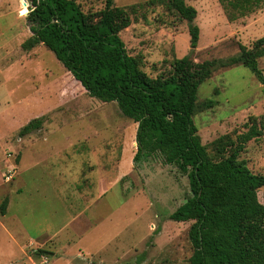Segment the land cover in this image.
I'll return each instance as SVG.
<instances>
[{
	"label": "rangeland",
	"instance_id": "rangeland-1",
	"mask_svg": "<svg viewBox=\"0 0 264 264\" xmlns=\"http://www.w3.org/2000/svg\"><path fill=\"white\" fill-rule=\"evenodd\" d=\"M74 1L84 12L104 4ZM113 2L133 12L119 36L152 78L168 75L177 58H233L239 45L250 48L264 35V0H184L197 12L195 47L187 23L158 0ZM27 7L23 16L18 0H0V205L7 199L0 264H52L32 249L60 254L56 264H189L192 222L169 218L190 196L186 175L160 157L133 164L136 124L114 102L90 97L45 46L22 49L31 35ZM258 68L264 77V56ZM196 102L197 135L216 158L215 141L235 140L245 123L257 124L264 115V84L241 64L218 63ZM33 119L39 128L20 136ZM240 159L264 174V131ZM257 197L264 206V188ZM14 216L37 244L23 246ZM84 248L101 251L86 254Z\"/></svg>",
	"mask_w": 264,
	"mask_h": 264
},
{
	"label": "trees",
	"instance_id": "trees-1",
	"mask_svg": "<svg viewBox=\"0 0 264 264\" xmlns=\"http://www.w3.org/2000/svg\"><path fill=\"white\" fill-rule=\"evenodd\" d=\"M18 1L24 16L26 3ZM158 2L187 23L190 46L195 47L199 37L193 24L195 8L184 0ZM30 6L31 35L22 49L45 46L90 97L114 102L136 124L133 164L160 157L165 165H174L186 175L190 196L169 218L192 222L189 264H264V206L257 197L264 188V174L251 171L240 159L245 145L262 136L264 115L257 124L245 123V132L235 140L220 137L215 141L216 158L201 144L192 120L197 90L218 63L220 68L241 64L264 84L258 68L264 56V35L250 48L239 45L233 58L201 62L177 58L168 75L152 78L128 54L119 36L132 23L133 12L128 8L116 6L113 0H104L103 7L94 12H84L74 0H30ZM38 128L39 120L33 119L19 135ZM6 204L4 199L1 215ZM49 254L36 250L37 256Z\"/></svg>",
	"mask_w": 264,
	"mask_h": 264
},
{
	"label": "crops",
	"instance_id": "crops-1",
	"mask_svg": "<svg viewBox=\"0 0 264 264\" xmlns=\"http://www.w3.org/2000/svg\"><path fill=\"white\" fill-rule=\"evenodd\" d=\"M21 192H22V190H21ZM20 192V193H21ZM9 206V205H8ZM8 209V208H7ZM6 215H7V212L4 214V218L6 217ZM13 218V220L16 222V225H17V227H18V231H19V234L20 235H22V241L24 242V244H23V246H25V247H28V246H32V245H34V244H37V240H35L34 241V238H33V236L30 234V232L28 233H26V230H25V228H23V226H22V223H21V220L18 218V216L17 217H12ZM6 230L8 231V234H10L11 235V237L12 238H14V236L11 234L12 232L10 231V229H7L6 228ZM28 231V230H27ZM46 238H54V237H56V236H48V235H46L45 236ZM15 239V238H14ZM37 239H40V237H38ZM20 247H21V245H20ZM68 246H66V248H67ZM21 249H22V247H21ZM70 250V248H67V251H69ZM82 250H85V252H86V254H92V253H98V252H100L101 251V249L99 250V251H95V252H91V251H87V249L86 248H84V249H82ZM32 254H33V256H37L36 255V250L35 249H32ZM50 254L49 255H51V257H46V258H44V259H48V258H50V259H48L47 260V263H52V264H56L59 260H61V258H59L58 256L60 255V254H58V255H56V253H53V252H50V251H48ZM81 253V252H80ZM83 254L85 255V253L83 252ZM28 259L30 260V261H32V258H31V256L30 255H28Z\"/></svg>",
	"mask_w": 264,
	"mask_h": 264
},
{
	"label": "water",
	"instance_id": "water-1",
	"mask_svg": "<svg viewBox=\"0 0 264 264\" xmlns=\"http://www.w3.org/2000/svg\"><path fill=\"white\" fill-rule=\"evenodd\" d=\"M24 1L28 5L27 9H28V13H29L30 11L33 10V8L30 6V0H24Z\"/></svg>",
	"mask_w": 264,
	"mask_h": 264
}]
</instances>
